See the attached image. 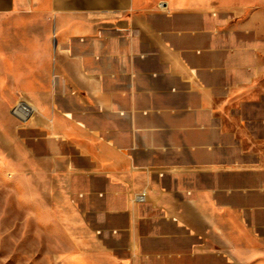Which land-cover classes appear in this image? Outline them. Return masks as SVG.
Returning a JSON list of instances; mask_svg holds the SVG:
<instances>
[{
	"label": "crops",
	"instance_id": "crops-1",
	"mask_svg": "<svg viewBox=\"0 0 264 264\" xmlns=\"http://www.w3.org/2000/svg\"><path fill=\"white\" fill-rule=\"evenodd\" d=\"M261 9L264 0H0V67L34 74L13 82L37 107L28 119L41 133L36 161L62 183L85 184L86 209L67 205L59 218L68 232L99 229L106 256L120 264H146L159 249L170 250L160 254L169 262L203 263L218 259L216 250L258 247ZM162 24L166 63L157 67L155 45L139 49L137 41L141 33L144 43L161 40L153 26ZM191 71L197 81L189 82ZM140 100L146 107H135ZM111 114L113 127L88 123ZM161 203L167 211L154 209ZM235 253L227 252L233 264L248 263Z\"/></svg>",
	"mask_w": 264,
	"mask_h": 264
},
{
	"label": "rangeland",
	"instance_id": "rangeland-1",
	"mask_svg": "<svg viewBox=\"0 0 264 264\" xmlns=\"http://www.w3.org/2000/svg\"><path fill=\"white\" fill-rule=\"evenodd\" d=\"M254 11L256 10L253 9L251 13ZM247 17H250L249 10L236 18L234 22L243 21ZM259 19L262 22L260 32L264 35V9L260 10ZM19 27V25L7 26L6 31H19ZM29 27L32 33L43 31L42 26ZM153 27L156 30L160 29L161 40L144 43L141 40L146 35L141 33V40L137 41V47L144 49L148 43L151 46L155 45L153 47L160 55L152 59L157 67H163L166 63L163 49L167 44L163 41L162 30L166 26L162 24ZM12 43L19 45L18 41ZM188 61L189 64L198 63L194 57H189ZM259 62L264 63V57H260ZM109 63L116 64V61L110 60ZM139 63L143 64V61ZM100 64V61L93 63L96 66ZM4 68L7 71L0 72V264L122 263L121 260L109 259L106 256L105 249L101 246L103 233L99 229L94 233H85L82 230L68 232L67 227L61 225L59 218L67 212V205H74L79 211L86 209L85 184L82 179L75 178L69 184L62 183L60 181L64 179H59L51 172L52 170L43 172L44 170L38 165L36 156L39 155V145L36 141L41 136L40 131L34 130L29 125L30 117L23 121L11 113V109L20 100H24L37 112V107L25 100L29 96L22 93V89L13 82L22 74L23 78L32 80L34 74L13 73L10 71V66L0 67V69ZM27 68V65L22 66V70ZM196 76L197 74L191 71L188 75L189 82L197 81ZM201 76L200 74L198 79H202ZM225 79L229 80V76ZM113 101L119 102L115 97ZM135 107H146V103L140 100ZM92 108L93 111L99 112L101 107L93 104ZM110 110L113 113L117 112V106H111ZM112 115L108 117V120L102 121L98 118L88 123L98 130L110 128L115 125ZM154 209L161 212L167 211L168 208L161 203ZM258 229L254 235L260 239V243H257V248L251 250H216L218 259L213 261L205 259L202 263L191 258L169 262L164 257H160V254L170 250L159 249L158 256L155 259H145V263L153 261L154 264H233L227 252H236V256L247 258L246 264H264V226H259ZM164 233V229L158 230L157 236L163 237ZM212 237L214 240L218 239L216 236ZM219 239L224 240V234L220 233Z\"/></svg>",
	"mask_w": 264,
	"mask_h": 264
},
{
	"label": "built area",
	"instance_id": "built-area-1",
	"mask_svg": "<svg viewBox=\"0 0 264 264\" xmlns=\"http://www.w3.org/2000/svg\"><path fill=\"white\" fill-rule=\"evenodd\" d=\"M11 113L13 116L18 118L19 120H26L33 114V110L30 105H28L24 101H19L15 104V106L11 109ZM146 196L145 193H140L139 198L144 199Z\"/></svg>",
	"mask_w": 264,
	"mask_h": 264
},
{
	"label": "bare ground",
	"instance_id": "bare-ground-1",
	"mask_svg": "<svg viewBox=\"0 0 264 264\" xmlns=\"http://www.w3.org/2000/svg\"><path fill=\"white\" fill-rule=\"evenodd\" d=\"M21 101H24V100H21ZM31 108H32V106H31ZM32 110H33V113H35V110L32 108Z\"/></svg>",
	"mask_w": 264,
	"mask_h": 264
}]
</instances>
